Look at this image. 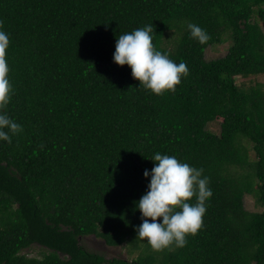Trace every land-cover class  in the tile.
<instances>
[{
    "label": "trees",
    "instance_id": "16d2710c",
    "mask_svg": "<svg viewBox=\"0 0 264 264\" xmlns=\"http://www.w3.org/2000/svg\"><path fill=\"white\" fill-rule=\"evenodd\" d=\"M0 21L5 111L23 127L0 142V264H264V83H238L264 76V0H0ZM147 24L189 69L175 91L154 95L113 62L118 36ZM156 153L210 181L203 227L183 248L137 238ZM92 236L139 254L108 260L84 245Z\"/></svg>",
    "mask_w": 264,
    "mask_h": 264
},
{
    "label": "clouds",
    "instance_id": "9594fccd",
    "mask_svg": "<svg viewBox=\"0 0 264 264\" xmlns=\"http://www.w3.org/2000/svg\"><path fill=\"white\" fill-rule=\"evenodd\" d=\"M187 29L191 38L201 45L210 39L206 30L197 24L188 23ZM153 34V24L120 34L115 43L113 62L129 66L140 87L154 95H162L165 91H175L182 77L189 74V69L184 62L176 63L167 53L157 50ZM9 45V34L3 30L0 21V142L11 143L12 137L21 133L23 127L5 111L13 91L6 58ZM151 160L154 162L151 171L145 169L143 173L146 179L150 177L147 191L135 203L142 221L135 229L137 238L154 251L183 248L188 242L187 237L195 236L203 227L206 202L213 195L209 178L203 175L202 168L172 155L156 153Z\"/></svg>",
    "mask_w": 264,
    "mask_h": 264
},
{
    "label": "rangeland",
    "instance_id": "374dc122",
    "mask_svg": "<svg viewBox=\"0 0 264 264\" xmlns=\"http://www.w3.org/2000/svg\"><path fill=\"white\" fill-rule=\"evenodd\" d=\"M262 28L264 30V23L261 22ZM228 50V43L216 45L209 47L206 50V58L207 60H214L219 57L224 56L227 53ZM256 82L264 83V76L261 77H250L247 79L238 78V83L242 84L245 83L247 85L254 84ZM215 127V124H214ZM245 207L246 209L250 211H254L257 209L255 206L254 199L251 196H246L245 198ZM84 245L87 247L88 250L94 251L100 254H103L108 260L112 258H119V259H125V260H132L134 259L138 254L139 251H133L134 247L124 244L121 247L116 248H109L102 239H98L95 237H87L84 240ZM38 253V248L33 250L31 255H36Z\"/></svg>",
    "mask_w": 264,
    "mask_h": 264
}]
</instances>
